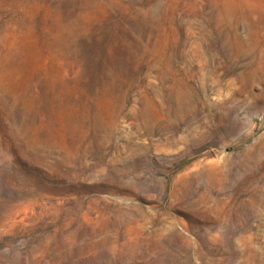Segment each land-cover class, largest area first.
Segmentation results:
<instances>
[{
  "label": "rangeland",
  "instance_id": "1",
  "mask_svg": "<svg viewBox=\"0 0 264 264\" xmlns=\"http://www.w3.org/2000/svg\"><path fill=\"white\" fill-rule=\"evenodd\" d=\"M0 264H264V0H0Z\"/></svg>",
  "mask_w": 264,
  "mask_h": 264
},
{
  "label": "trees",
  "instance_id": "2",
  "mask_svg": "<svg viewBox=\"0 0 264 264\" xmlns=\"http://www.w3.org/2000/svg\"><path fill=\"white\" fill-rule=\"evenodd\" d=\"M41 24H42V22H41Z\"/></svg>",
  "mask_w": 264,
  "mask_h": 264
}]
</instances>
